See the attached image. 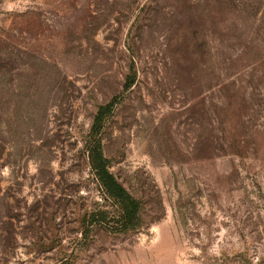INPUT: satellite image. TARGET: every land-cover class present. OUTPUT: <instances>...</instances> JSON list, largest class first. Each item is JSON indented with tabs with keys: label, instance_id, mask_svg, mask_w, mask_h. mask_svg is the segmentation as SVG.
<instances>
[{
	"label": "rangeland",
	"instance_id": "obj_1",
	"mask_svg": "<svg viewBox=\"0 0 264 264\" xmlns=\"http://www.w3.org/2000/svg\"><path fill=\"white\" fill-rule=\"evenodd\" d=\"M0 264H264V0H0Z\"/></svg>",
	"mask_w": 264,
	"mask_h": 264
},
{
	"label": "trees",
	"instance_id": "obj_2",
	"mask_svg": "<svg viewBox=\"0 0 264 264\" xmlns=\"http://www.w3.org/2000/svg\"><path fill=\"white\" fill-rule=\"evenodd\" d=\"M132 80L124 86L127 90L132 85ZM115 100L108 105L99 108L90 130V138L87 143V158L90 170L102 188L105 196L117 206V217L108 219L106 214L89 216L88 225L103 224L111 233L121 234L134 229L139 222L141 204L134 199L128 191L109 172L107 159L103 155L102 145L99 138L103 122L115 106ZM117 224L116 228L110 223Z\"/></svg>",
	"mask_w": 264,
	"mask_h": 264
}]
</instances>
